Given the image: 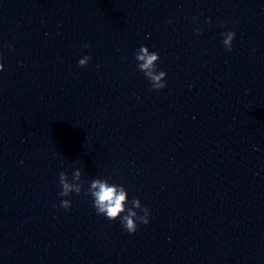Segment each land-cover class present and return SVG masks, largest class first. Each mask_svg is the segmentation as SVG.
Instances as JSON below:
<instances>
[{
  "label": "water",
  "instance_id": "1",
  "mask_svg": "<svg viewBox=\"0 0 264 264\" xmlns=\"http://www.w3.org/2000/svg\"><path fill=\"white\" fill-rule=\"evenodd\" d=\"M0 64V264H264V0H0ZM94 178L148 223L98 215Z\"/></svg>",
  "mask_w": 264,
  "mask_h": 264
},
{
  "label": "clouds",
  "instance_id": "2",
  "mask_svg": "<svg viewBox=\"0 0 264 264\" xmlns=\"http://www.w3.org/2000/svg\"><path fill=\"white\" fill-rule=\"evenodd\" d=\"M195 31L198 33L199 29ZM221 35L224 37L222 43L225 49L231 51L235 33L227 31ZM85 47H89V45H85ZM89 59L90 57L87 55L79 59L78 66H86ZM135 59L138 61V69L150 81L152 89L159 90L166 86L164 81L166 73L162 70L157 71L156 61L159 59L157 52H150L147 46L141 45L135 52ZM2 69L3 64H0V70ZM82 183L80 169L73 171L71 181L68 179L67 173L61 171L59 173L61 186L59 196L66 197L73 192L79 194L82 190ZM87 194L92 197V203L98 215H104L108 220L119 217L121 226L130 234L136 231L137 221L141 224L148 223L149 209L142 206L136 197H133L129 202L127 191L122 185L109 183L108 179L94 178L89 183ZM129 203L131 206L127 207ZM59 206L68 209L71 207V201L62 199ZM137 210L143 214H138Z\"/></svg>",
  "mask_w": 264,
  "mask_h": 264
}]
</instances>
